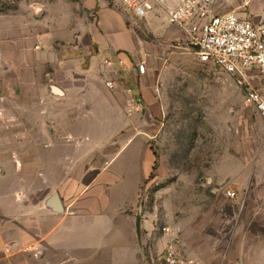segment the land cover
Here are the masks:
<instances>
[{"label":"crops","instance_id":"1","mask_svg":"<svg viewBox=\"0 0 264 264\" xmlns=\"http://www.w3.org/2000/svg\"><path fill=\"white\" fill-rule=\"evenodd\" d=\"M143 1L147 8L141 19L152 23L151 5ZM156 1L160 6L155 10L163 4L169 12L180 2ZM219 12H234L260 22L264 20V0H224ZM128 14L133 13L119 0H0V264H88L92 257L90 242L81 234L89 229L87 221L95 214L89 194L97 185H117L120 178L103 154L112 148L111 137L116 140L129 133L127 144L135 135L144 136L139 112H129L132 101L121 81L123 69L138 59L156 75V68H166L167 63V59L163 63L144 52L133 16ZM160 20L169 21L188 38L184 29L171 22L169 13ZM132 120L135 127L125 132L124 122ZM84 139L92 140L97 165L92 157L88 165L78 163L69 176L68 166L58 167L61 155H47L63 150L67 155L83 145L90 150ZM253 180L248 184L250 190ZM259 196L263 204L257 203L253 193L247 209L251 214L232 228L233 245L243 250L241 256L204 259L200 252H192L187 255L188 264H264V238L251 234H264V188ZM54 197L59 209L52 205ZM85 220L87 228L80 229ZM142 223L137 217L133 231L137 243L132 244L140 256L145 251ZM238 233L253 240L242 241L236 237ZM118 245H104L110 254L105 264H127L124 257H111ZM142 261L139 258L133 264ZM146 261L155 264L150 257Z\"/></svg>","mask_w":264,"mask_h":264},{"label":"rangeland","instance_id":"2","mask_svg":"<svg viewBox=\"0 0 264 264\" xmlns=\"http://www.w3.org/2000/svg\"><path fill=\"white\" fill-rule=\"evenodd\" d=\"M146 2L154 13L152 23L128 15L133 16L144 52L156 55L163 63L167 59L166 68H156V75L147 68L141 72L139 65L144 63L137 59L123 69L121 81L132 101L129 112H139L144 136L135 135L127 144L129 133L116 140L111 137L112 148L103 154L120 178L117 185H97L89 194L95 214L87 221L89 231L81 232L90 242L88 264L107 262L110 254L104 245L108 242L119 244L111 257H124L127 264L139 258L147 264L146 257L155 264H166L164 249L171 238L185 261L182 264L191 261L187 255L192 252H200L204 259L241 256L243 250L233 245L232 228L251 214L247 209L253 193L257 203L263 204L259 195L264 188V122L245 103L243 92L230 75L212 62L201 61L186 35L178 33L169 21L161 22L169 8L161 4L162 9L155 10L160 6L156 0ZM124 123L125 132L135 127V120ZM80 127L84 132V124ZM84 142L90 150L83 145L67 155L64 150L47 155L62 156L58 167L63 170L68 166L70 176L78 163L88 165L92 157L97 165L92 140ZM251 179L253 190L248 185ZM228 189L236 191L238 197H228ZM98 211L103 213L98 216ZM139 216L145 246L142 256L136 245L132 246L137 243L133 231ZM87 222L80 229H86ZM63 227L68 226L63 223ZM251 234L264 238L263 233ZM236 237L253 240L245 233Z\"/></svg>","mask_w":264,"mask_h":264},{"label":"built area","instance_id":"3","mask_svg":"<svg viewBox=\"0 0 264 264\" xmlns=\"http://www.w3.org/2000/svg\"><path fill=\"white\" fill-rule=\"evenodd\" d=\"M119 1L127 12L139 18L145 16L147 4L143 0ZM222 1L180 0L169 12V18L186 31L200 60L212 62L234 79L244 94L245 103L264 122V20L254 22L234 12L220 13ZM40 44L41 41L36 48ZM139 68L145 71L144 64ZM107 85L113 86V82L108 81ZM226 194L232 199L238 197L230 189ZM164 258L166 264L184 263L174 238L166 244Z\"/></svg>","mask_w":264,"mask_h":264},{"label":"water","instance_id":"4","mask_svg":"<svg viewBox=\"0 0 264 264\" xmlns=\"http://www.w3.org/2000/svg\"><path fill=\"white\" fill-rule=\"evenodd\" d=\"M56 200H57V199H56L55 197L52 199V205H53L56 209H59V204L57 203ZM136 227H137V232H138V234H139V232H140V220H139V218L137 219Z\"/></svg>","mask_w":264,"mask_h":264}]
</instances>
